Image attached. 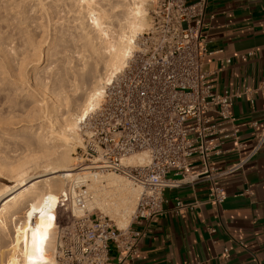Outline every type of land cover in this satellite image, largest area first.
Wrapping results in <instances>:
<instances>
[{
	"label": "bare ground",
	"instance_id": "1",
	"mask_svg": "<svg viewBox=\"0 0 264 264\" xmlns=\"http://www.w3.org/2000/svg\"><path fill=\"white\" fill-rule=\"evenodd\" d=\"M146 2L0 0V243L8 223L16 225L28 212L45 214L43 242L33 239L34 222L20 224L5 245V264H57L50 225L74 179L90 190L93 209L115 217L120 228L131 223L140 186L116 172L94 170L93 162L76 166L72 143L83 147L79 123L137 50V38L149 25ZM80 47L90 52L83 63L74 55ZM77 73L87 82L79 95L70 93ZM128 162L144 164L148 157L134 154ZM42 167L50 174L35 172Z\"/></svg>",
	"mask_w": 264,
	"mask_h": 264
},
{
	"label": "built area",
	"instance_id": "2",
	"mask_svg": "<svg viewBox=\"0 0 264 264\" xmlns=\"http://www.w3.org/2000/svg\"><path fill=\"white\" fill-rule=\"evenodd\" d=\"M207 4L208 0H151V25L138 36L128 65L88 118L81 158L93 162L94 170L122 174L140 186L132 221L120 228L112 218L95 212L84 181L71 180L60 196V209H71L72 218L63 217L56 228L57 264H114L113 246L118 264L132 260L142 237L133 225L165 213L167 188L207 179L209 201L221 204L227 193L217 178L243 169L264 144L262 129L247 156L219 172L211 166L227 139L242 146L233 113L241 93L226 89L219 94L208 82L204 66L211 52L203 32ZM251 126L258 129V122ZM140 153H146L147 163L128 162ZM197 203L178 199L175 209Z\"/></svg>",
	"mask_w": 264,
	"mask_h": 264
},
{
	"label": "crops",
	"instance_id": "3",
	"mask_svg": "<svg viewBox=\"0 0 264 264\" xmlns=\"http://www.w3.org/2000/svg\"><path fill=\"white\" fill-rule=\"evenodd\" d=\"M203 32L213 91L241 93L233 113L242 146L224 141L211 159L219 172L247 156L264 129V0H208ZM217 180L227 193L221 204L209 201L207 179L167 188L165 213L133 225L142 232L139 253L122 264H264V144L243 169ZM178 199L198 203L176 210ZM110 253L118 264L114 246Z\"/></svg>",
	"mask_w": 264,
	"mask_h": 264
},
{
	"label": "rangeland",
	"instance_id": "4",
	"mask_svg": "<svg viewBox=\"0 0 264 264\" xmlns=\"http://www.w3.org/2000/svg\"><path fill=\"white\" fill-rule=\"evenodd\" d=\"M144 8L147 11V18L149 19V25H148V27L144 28V30H145V29L149 28L150 24H151V13H150L151 0H147ZM62 20H65V18L61 19L60 22H62ZM51 29L48 28V31L50 33L52 31ZM144 30H142V32ZM79 51L80 52H78V53H76V52L74 53L75 57L77 58L76 62H80V63L82 62L83 63V62L86 61V59H87V57H88L90 52H89V49L86 48V47H80ZM92 60H93V58H92ZM93 63H94V60H93ZM86 83H87L86 79L83 78L81 74L77 73L71 79V85H73V86H71V89L76 90V91L71 90L70 93L79 95L84 90V88L86 86ZM91 84H89V85H91ZM106 87H107V85L105 86V89H106ZM104 95H105V93H104ZM103 99H104V97H103ZM103 99H102L101 103L99 104V106L95 110L90 111V113L88 114V116L85 119V121H83L82 123H79V126H80L79 128L80 129H78L79 131L77 130V132L80 133V136L82 138V146L83 147L85 146V140L87 139V136L89 135V130H90L89 129V125H88V118L90 117L91 114H93L94 112H96L99 109L100 105L103 102ZM72 144H71L72 146H75V154H74L75 162L74 163H75L76 166L79 165V167H81L79 160H82L81 158H82V153L84 151V148L81 147L80 145L78 146V145H75L74 143H72ZM8 152H10L9 149H8ZM9 156H11V155H9ZM84 160L86 161V159H84ZM84 160H82L83 161L82 164L84 166H86V165H88L90 163L89 161H86V163H84L85 162ZM40 170H42V171H40ZM38 171H40L39 175L41 177L45 176L47 174H50L49 171L44 170L43 167L39 168L35 172H38ZM73 171H78V170H72V171L69 172V174L72 173ZM173 171H175V170H173ZM117 174H119V173H117ZM119 175L121 177L123 176L122 174H119ZM2 181H4V180H2V175H1L0 176V183H2ZM66 182H67V180H66ZM66 182L64 183V189H65V187L67 185ZM135 207H136V205L133 208V212L135 210ZM95 210H96L95 212H97V213L100 212L99 209H95ZM133 212H132V214H133ZM102 214L107 215L108 217L112 218L116 222V224L118 226H120L119 223H118V220L115 217H112V216H110L109 214H106V213H102ZM132 214H131V217H132ZM55 215L56 216L53 217V221H52V223L50 225V227H51L50 233L51 234L49 235V238H48V241L50 242V246L49 247H50L51 250H53L54 256H55V239H56L55 233H56L57 225H59V223H61L63 221V217H67L68 219L72 218V210L69 209V211L66 212L65 210H62L60 208L58 209V207H57V212H56ZM44 216H45V214L42 211H39V212L38 211L28 212L25 215H23L21 218L15 220V222H17V223H15L16 225H14L12 223H8L7 224L5 240H3L0 243V264H5V262L7 260V257L5 255V250H6V246L5 245H7V247H8L12 243V239H13V234H14L15 228L18 227L20 224H25L24 227H26V226L28 227V225H30L31 223L34 222L36 227L39 228V231L41 232V230L43 228V225H44V223H43ZM131 217L129 218V222L131 221ZM30 221H31V223H29ZM55 262H56V259H55Z\"/></svg>",
	"mask_w": 264,
	"mask_h": 264
},
{
	"label": "snow or ice",
	"instance_id": "5",
	"mask_svg": "<svg viewBox=\"0 0 264 264\" xmlns=\"http://www.w3.org/2000/svg\"><path fill=\"white\" fill-rule=\"evenodd\" d=\"M29 223H31V221H30ZM37 238H39V240H40L41 242H43V240L45 239V237H44L42 234H40L39 228H37V231H36L35 233H33V239L35 240V239H37ZM37 250H38L41 254L43 253V248H37Z\"/></svg>",
	"mask_w": 264,
	"mask_h": 264
}]
</instances>
